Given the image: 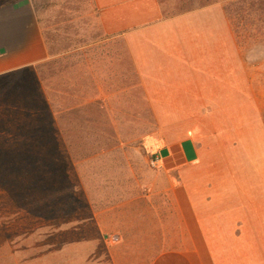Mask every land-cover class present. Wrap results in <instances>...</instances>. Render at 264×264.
Here are the masks:
<instances>
[{
  "label": "rangeland",
  "instance_id": "374dc122",
  "mask_svg": "<svg viewBox=\"0 0 264 264\" xmlns=\"http://www.w3.org/2000/svg\"><path fill=\"white\" fill-rule=\"evenodd\" d=\"M30 1L48 56L0 76V264H134V210L119 206L142 193L152 148L190 132L244 210L217 264H264V0H160L166 15L221 6L240 48L242 100L188 104L143 101L91 0ZM178 108L191 116L164 117Z\"/></svg>",
  "mask_w": 264,
  "mask_h": 264
},
{
  "label": "crops",
  "instance_id": "0c3cea01",
  "mask_svg": "<svg viewBox=\"0 0 264 264\" xmlns=\"http://www.w3.org/2000/svg\"><path fill=\"white\" fill-rule=\"evenodd\" d=\"M91 1L101 38L124 44L143 101L242 100L233 98L240 95L239 81L233 82L240 67L236 63L233 68V56L240 60V48L221 6L166 15L160 0ZM47 56L31 1L0 0V76L31 68ZM175 113L164 117L188 116L184 109ZM151 151L158 165L138 184L142 193L119 206L134 210L130 224L135 237L127 244L135 243L134 264H217L220 230L224 224L242 221L244 211L225 204L229 200L221 192L222 166L210 174L209 168L217 165L207 159V147L195 132Z\"/></svg>",
  "mask_w": 264,
  "mask_h": 264
},
{
  "label": "built area",
  "instance_id": "2783aa9c",
  "mask_svg": "<svg viewBox=\"0 0 264 264\" xmlns=\"http://www.w3.org/2000/svg\"><path fill=\"white\" fill-rule=\"evenodd\" d=\"M158 165V159L152 155V158L150 160V166L151 168H155Z\"/></svg>",
  "mask_w": 264,
  "mask_h": 264
},
{
  "label": "trees",
  "instance_id": "16d2710c",
  "mask_svg": "<svg viewBox=\"0 0 264 264\" xmlns=\"http://www.w3.org/2000/svg\"><path fill=\"white\" fill-rule=\"evenodd\" d=\"M41 126V125H40Z\"/></svg>",
  "mask_w": 264,
  "mask_h": 264
}]
</instances>
